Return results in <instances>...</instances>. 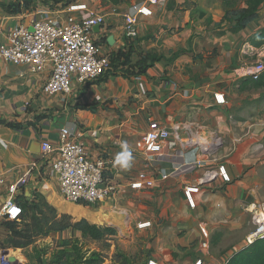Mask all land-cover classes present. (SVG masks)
<instances>
[{
	"label": "crops",
	"instance_id": "1",
	"mask_svg": "<svg viewBox=\"0 0 264 264\" xmlns=\"http://www.w3.org/2000/svg\"><path fill=\"white\" fill-rule=\"evenodd\" d=\"M16 1L0 0V41L21 21L29 25L50 17L64 21L71 14L70 5L87 3L106 15L105 24L94 30L104 52L132 49L133 67L121 66L83 84L74 81L71 94L61 96L42 91L48 70L35 74L28 66L0 60V175L4 179L0 191V253L14 256L21 264H36L28 247L2 245L9 230L1 208L10 196L9 187L17 184L18 203L33 202L40 195L59 213L71 215H81V208L101 204L92 220H87L116 227L117 236L133 239L134 231L148 233V257L132 264H150L151 260L158 264H195L198 260L202 264L227 263L247 245L255 228L250 217L261 204L259 193L264 184L256 164L246 160L245 153L254 138L242 142L238 138L251 114L245 117V103H238L236 99L242 98L235 93L250 90L244 88L247 78L234 73L236 60L255 47L247 39L239 52L236 41L230 38L248 32L256 21L233 33L229 28L234 23L224 20L223 0H159L151 14L140 17L138 34L130 37L124 15L145 0H125L117 5L105 0H29L19 12L9 11L8 5ZM263 27L258 25L252 34ZM111 35L113 44L108 42ZM149 53L161 58L139 73V61ZM216 93H224L226 102L218 104ZM84 104L89 108H81ZM152 120L196 129L200 144L215 147L212 155L200 157L208 167L225 165L231 180L218 176L203 184V169L160 179V172L171 168L172 163L192 159L195 151L177 148L172 162H149L143 152V138ZM63 127L98 130V136L86 135L84 141L92 158L106 159L117 188L114 198L86 205L62 196L52 172L54 155H45L41 143L46 139L59 142ZM27 173V183L20 182ZM142 174L148 179L156 177L155 185L133 188L132 183ZM187 186L200 187L192 194L194 206L186 195ZM146 189L153 190L151 197L157 204L153 212L139 213L135 207L124 205L128 196ZM143 221H151V226L139 228ZM199 224L209 233L210 249L203 247L205 239Z\"/></svg>",
	"mask_w": 264,
	"mask_h": 264
},
{
	"label": "built area",
	"instance_id": "2",
	"mask_svg": "<svg viewBox=\"0 0 264 264\" xmlns=\"http://www.w3.org/2000/svg\"><path fill=\"white\" fill-rule=\"evenodd\" d=\"M158 1L145 0L125 13L128 36L134 37L138 34L140 17L151 14L152 6ZM68 11L71 14L64 21L53 17L37 20L32 25L21 21L11 28L3 41H0V60L28 66L35 74L48 70V78L42 87L45 94L69 95L74 81L83 84L96 80L112 67L109 54L104 52L103 46L97 42L94 35V26L104 25L106 15L91 8L87 3L72 4ZM263 72L264 63H259L253 67L241 68L238 75L257 80ZM215 99L218 104L225 103L223 93H216ZM190 123L191 126L194 125L193 122ZM86 135L98 136V130L63 127L60 130L59 142L55 144L48 139L43 140L41 149L45 155H54L51 162L52 172L58 178L62 196L76 204L94 205L105 199L114 198L117 188L112 182L106 159L92 158L87 152L84 141ZM197 135L196 129L190 128L187 124L168 126L157 120L149 122L143 138V152L149 162H160L165 159L172 162V156L177 148L195 151L192 159L183 163H172L171 168L160 172V179L203 169L200 177L203 184L218 176L227 181L231 180L225 165L217 168L208 167L207 161L200 157L212 155L215 147L208 148L200 144ZM28 180L29 173L23 176L20 182L27 183ZM156 181V177L148 179L142 174L139 180L132 183V187L137 189L152 187ZM3 185L4 179L0 175V191ZM16 189L17 184L9 187L10 196L1 208V215L8 221H19L23 214V208L15 197ZM199 189V186L186 187V195L191 206L195 205L192 194ZM252 221L255 228L247 238V245L264 238V203L253 209ZM148 226H151V221L138 224L139 228ZM199 228L205 239L203 247L210 249L207 229L203 224H199ZM149 263L158 264L152 260ZM0 264L21 263L18 260H11L10 254L1 252ZM195 264H202V260Z\"/></svg>",
	"mask_w": 264,
	"mask_h": 264
},
{
	"label": "trees",
	"instance_id": "3",
	"mask_svg": "<svg viewBox=\"0 0 264 264\" xmlns=\"http://www.w3.org/2000/svg\"><path fill=\"white\" fill-rule=\"evenodd\" d=\"M105 1L117 5L125 0ZM28 2L29 0H23V2L17 0L9 4L8 9L11 12H19L23 6L29 5ZM223 3L226 9L224 20L233 22L232 30L238 32L247 28L259 18L260 8L264 4V0H244L243 5L240 6L237 0H223ZM248 41L256 48L264 46V27L249 37ZM132 52V49L128 51L120 49L110 53L112 67L107 72L121 66L123 68L128 67V69L132 68ZM160 58L155 54H147L139 61V73L145 72L149 66ZM149 59L150 63L148 62ZM246 78L244 88L264 89V72L257 80L250 77ZM81 108H89V105L84 104ZM91 108L95 110L96 106ZM19 204L23 208L21 219L19 221L6 220L5 222L9 235L6 242L2 244L4 247L27 248L35 242L37 237L48 236L52 232H63L68 229L79 231L83 238L93 241L109 242L118 234V230L114 226L92 223L85 218L75 220L70 214L59 213L53 205L40 195L33 202L20 201ZM123 253H120V251L118 253L120 254L117 258L119 264H131L130 257ZM35 256L36 264H43L38 250H35ZM104 262L105 257L102 252L84 249L78 238H67L62 240L61 249L58 250L53 261L49 264H104ZM227 264H264V238L258 239L254 243L244 246L242 250L235 252Z\"/></svg>",
	"mask_w": 264,
	"mask_h": 264
},
{
	"label": "rangeland",
	"instance_id": "4",
	"mask_svg": "<svg viewBox=\"0 0 264 264\" xmlns=\"http://www.w3.org/2000/svg\"><path fill=\"white\" fill-rule=\"evenodd\" d=\"M39 3L43 2V0H37ZM52 2V0H49ZM54 1V0H53ZM64 1V0H61ZM72 1V0H68ZM238 5H243L244 0H237ZM264 24V4L260 8V15L259 18L256 20L253 27H251L248 32L241 33L240 35L231 36L230 38L236 41V46H238V51L240 52L243 49V45L249 37H251L253 32L257 29L258 25ZM226 27L229 25H225ZM231 31L232 27L229 28ZM234 33V32H233ZM234 35V34H233ZM245 48V47H244ZM248 48V47H247ZM259 63H264V46L260 48H250L247 49V54L242 55L241 59L236 60V66L238 67L235 70L236 76L238 75V71L243 67H253ZM242 75V73H241ZM246 78V77H245ZM239 95L242 99H236L238 103H245V108L242 110L243 114H251L248 120H246L245 128L241 129L238 132L240 135L238 138L241 139V142L246 138H254L249 144V149L245 153L246 160L250 163H255L258 167L257 170L259 172V180L264 182V89H250L247 93L241 94L240 92H235ZM224 94V93H223ZM247 97H246V96ZM245 96V97H244ZM225 99V96H224ZM249 99V100H248ZM254 99V100H253ZM243 100V101H242ZM253 100V101H252ZM226 102V99H225ZM246 102H250V105L247 106ZM234 113V111H233ZM241 114V111L239 112ZM234 115V114H233ZM244 118V117H243ZM220 144V143H219ZM264 184L260 187V199L261 204L264 203ZM152 189H146L145 192L139 194L135 192L134 195L128 196L126 198V204L128 208H136L137 212L141 213H151L154 209H156L157 204L154 198L151 197ZM259 192V190H258ZM145 193H148L147 195ZM100 205L98 206H88L85 208H81L82 212L81 215H71L75 220L80 219H89L92 220V215L100 209ZM86 212V214H85ZM251 220H252V213H251ZM106 223V222H104ZM107 225V224H101ZM253 226V224H252ZM255 226V225H254ZM253 226V227H254ZM80 239V243L82 247L87 250H98L102 252L105 257L104 264H119L117 258L120 256V253L124 252L130 257L132 261L141 262L144 258L148 257V241H149V234L144 232L134 231L133 239L127 236H115L111 241H93L90 239L83 238L79 231H73L72 229H68L63 232H52L48 236H40L35 239V242L29 246L28 251L31 252L32 256L36 259L35 250H38L40 253V257L43 261V264L51 263L55 257V254L58 250L61 249V242L63 239ZM110 244V245H109ZM37 263V262H36ZM132 264V263H131Z\"/></svg>",
	"mask_w": 264,
	"mask_h": 264
},
{
	"label": "water",
	"instance_id": "5",
	"mask_svg": "<svg viewBox=\"0 0 264 264\" xmlns=\"http://www.w3.org/2000/svg\"><path fill=\"white\" fill-rule=\"evenodd\" d=\"M100 27H101V25H96V26H94V30H97V29H99ZM108 42H109L110 44H113V42H114V38H113L112 35L108 37ZM11 260H16V258H15L14 256H11Z\"/></svg>",
	"mask_w": 264,
	"mask_h": 264
},
{
	"label": "bare ground",
	"instance_id": "6",
	"mask_svg": "<svg viewBox=\"0 0 264 264\" xmlns=\"http://www.w3.org/2000/svg\"><path fill=\"white\" fill-rule=\"evenodd\" d=\"M7 254V253H6Z\"/></svg>",
	"mask_w": 264,
	"mask_h": 264
}]
</instances>
